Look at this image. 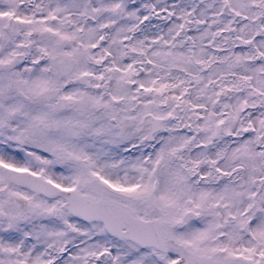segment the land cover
<instances>
[{
  "label": "snow or ice",
  "instance_id": "obj_1",
  "mask_svg": "<svg viewBox=\"0 0 264 264\" xmlns=\"http://www.w3.org/2000/svg\"><path fill=\"white\" fill-rule=\"evenodd\" d=\"M0 264H264V0H0Z\"/></svg>",
  "mask_w": 264,
  "mask_h": 264
}]
</instances>
